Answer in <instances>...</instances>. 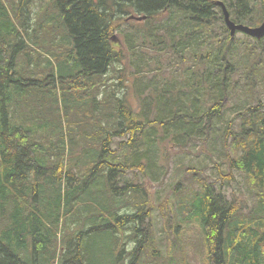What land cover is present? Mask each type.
<instances>
[{
    "label": "trees",
    "instance_id": "16d2710c",
    "mask_svg": "<svg viewBox=\"0 0 264 264\" xmlns=\"http://www.w3.org/2000/svg\"><path fill=\"white\" fill-rule=\"evenodd\" d=\"M218 1L264 19L263 0H0V264H189L198 243L194 264H264V39L231 38Z\"/></svg>",
    "mask_w": 264,
    "mask_h": 264
},
{
    "label": "rangeland",
    "instance_id": "374dc122",
    "mask_svg": "<svg viewBox=\"0 0 264 264\" xmlns=\"http://www.w3.org/2000/svg\"><path fill=\"white\" fill-rule=\"evenodd\" d=\"M14 1V0H13ZM254 0H250L248 3L250 5V7H252V4ZM259 4L261 3V0H256ZM264 2V0H263ZM36 3V2H35ZM37 4V3H36ZM133 25H125L124 22H121L120 25H122V28L125 27L126 32H128V37L129 38H134L136 33L134 32V27H138L136 26V24L140 23L139 20H135L133 21ZM119 28H113L111 30L110 36L115 37L117 39V46L118 49H121V52H125L127 51V40L126 38L124 39L123 37H125L123 34L119 33ZM137 41V40H136ZM113 45H115V42H112ZM166 61L167 58H147V62H152L158 66H161V71L160 73H163L165 75V69H166ZM132 58L131 57H126L123 61V67L120 69L121 71H123V75L124 77H132L133 75H135V71H134V67L137 64H132ZM141 67V65H139ZM147 70V68H145ZM159 73V74H160ZM112 82H115L114 80ZM122 96L123 98H126L129 103L132 105V107L136 110L138 108L136 99L133 96V93L131 90H129L128 92H125L123 90L122 92ZM162 152H166L169 154V159L172 156V159L175 160V157L173 156V154L175 153V151L172 149L170 151H168L166 148H161ZM186 152L188 153V155L184 156L183 160H189L188 163L186 164L187 167L191 166L192 164H194L195 166H199V165H205V167L201 170V172L206 175H208L210 177V179H214L217 180L218 179V174H217V170L216 167L218 166L217 163L214 162L213 158L215 157H210L208 156L207 153H199L197 150H188V149H183V153ZM173 161H169L168 162V168L169 170H171V166H173ZM173 170V169H172ZM221 170L224 171L225 168L221 166ZM190 172V171H188ZM172 173V172H171ZM191 173V172H190ZM183 174V173H182ZM165 186L164 189L162 190L161 188L157 189L152 187L151 185H148L147 188L149 189V207H153L154 206V201L155 202H160L161 200L164 199L165 195H174V191L172 189V186L167 182V180L165 181ZM229 185V186H233L235 188L238 189V186L236 185V183H227L226 181H223V184H221L220 187H222L223 185ZM215 186L217 187V183L215 182ZM162 194V195H161ZM258 195L259 193H256L255 195L252 194L251 199L249 197H247V202L249 201V203H252L251 200H255L258 199ZM157 197V198H156ZM202 245H200L199 243L197 244L196 247L194 248H187L186 252H187V260H189V264H194V261H198V255H199V250L201 249ZM184 262V261H183Z\"/></svg>",
    "mask_w": 264,
    "mask_h": 264
},
{
    "label": "water",
    "instance_id": "95a60500",
    "mask_svg": "<svg viewBox=\"0 0 264 264\" xmlns=\"http://www.w3.org/2000/svg\"><path fill=\"white\" fill-rule=\"evenodd\" d=\"M223 16L231 36H233L236 32H241L258 40L264 37V22L258 28L250 29L242 25L235 26L231 21H229L228 14L225 11H223Z\"/></svg>",
    "mask_w": 264,
    "mask_h": 264
}]
</instances>
